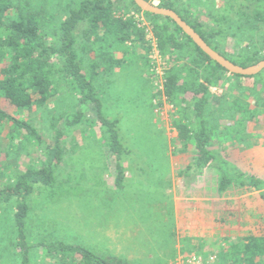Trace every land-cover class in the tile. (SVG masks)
Segmentation results:
<instances>
[{
    "label": "rangeland",
    "instance_id": "obj_1",
    "mask_svg": "<svg viewBox=\"0 0 264 264\" xmlns=\"http://www.w3.org/2000/svg\"><path fill=\"white\" fill-rule=\"evenodd\" d=\"M15 2L43 11L46 26L53 31L74 0ZM208 2L201 0L202 6H196L200 17L207 22ZM213 3L222 8L225 0ZM147 40L150 42L148 36ZM220 44L229 51L241 48V43L223 37ZM151 49V45L148 50L133 47L128 56L133 64L126 63L101 74L95 83L102 113L112 117L110 113L116 112L122 119L121 138L130 150L123 158L126 177L122 186L115 182V162L98 120V109L92 102H81L80 93L72 86L62 85L60 94L51 103L32 112L13 110L15 116L32 123L43 143L32 142L27 136L14 139L10 125L0 123L1 188L17 172L42 166L50 157L47 144L54 141L58 129H63L66 117L79 111L84 114L80 123L67 132L61 146L63 159L57 164V184L35 191L28 199L31 211L26 225L29 244L25 251L29 264H63L62 259H68L71 253L65 255L57 249L54 255L49 254L53 247L62 244L80 245L102 256H119L128 264H177L180 257L193 253L203 255L206 264H228L225 263L228 245L239 237L215 239V235H210L214 223L221 220L217 217L220 214L214 218V212L201 218L200 211L205 213L204 208L208 207L201 202L208 200L212 207L214 201L217 207L218 202L231 196L239 200L240 207L244 203L250 205L251 208L241 207L242 217L256 224L264 221V208L258 204L256 191L234 188L228 196H219L216 192L212 194V188L218 185L216 170H211L217 174L213 176L196 174L194 170L182 175L192 161L193 152L179 150L178 131L173 124L178 117L177 108L165 104L155 86ZM163 56L166 67L174 64L169 55ZM228 79L212 87L216 94L232 91L234 82ZM255 81L256 78H248L243 84L253 87ZM254 98L248 99L253 106L257 97ZM214 110V124L231 123L227 119L228 107L216 106ZM246 135L244 147L226 144L223 153L231 154L230 160L239 168L258 174L264 181V115L257 122L248 123ZM215 145L213 148L219 151ZM177 202L182 205L179 225L175 217ZM15 205L13 200L0 206V264H21L25 257L20 249L22 245L17 246ZM185 238L192 241L184 242Z\"/></svg>",
    "mask_w": 264,
    "mask_h": 264
},
{
    "label": "trees",
    "instance_id": "obj_2",
    "mask_svg": "<svg viewBox=\"0 0 264 264\" xmlns=\"http://www.w3.org/2000/svg\"><path fill=\"white\" fill-rule=\"evenodd\" d=\"M213 1L208 2V22L196 10V6L204 3L201 0H159L158 3L176 11L213 49L234 63L249 66L263 60L264 0H225L222 8ZM132 11H143L134 0H74L67 15L50 31L43 11H34L15 0H0V123L10 125L14 139L29 137L32 142L43 143L32 123L15 116L13 110L32 112L51 103L60 94L62 85L72 86L80 93L81 102H92L98 109V120L115 162L117 186H122L126 177L123 158L130 150L123 144L120 120L102 113L95 83L101 74L132 64L128 56L133 47L148 50L146 27L139 26L129 15ZM143 12L160 52L169 55L174 63L165 68L164 93L177 108L178 117L173 124L178 131L179 150L193 152L192 161L182 175H188L191 170L198 174L205 168H214L218 173L219 194L234 188L256 191L258 204L264 208L263 179L239 168L223 153L226 144L244 147L248 123L257 122L264 115V70L254 76L230 73L195 44L173 19ZM222 37L241 43V48L224 49L220 44ZM227 77L234 82L232 94L228 91L216 94L212 87L227 81ZM248 78H256L253 87L243 84ZM250 97H257L254 106L248 100ZM216 106L228 107L227 119L231 123L214 124ZM83 115L79 111L66 117L63 129H58L54 141L47 144L50 157L42 166L17 172L12 181L0 188V206L16 201L17 246L22 245L20 249L25 256L21 264L30 262L25 251L29 244L26 225L31 211L28 199L35 191L57 184V164L63 159L61 146L67 132L80 123ZM183 241L191 242L192 238ZM57 249L65 255L72 254L62 259L63 264L66 261L128 264L119 256H102L80 245L62 244L53 247L49 254L54 255ZM225 263L264 264V221L256 224L250 234L228 245Z\"/></svg>",
    "mask_w": 264,
    "mask_h": 264
},
{
    "label": "crops",
    "instance_id": "obj_3",
    "mask_svg": "<svg viewBox=\"0 0 264 264\" xmlns=\"http://www.w3.org/2000/svg\"><path fill=\"white\" fill-rule=\"evenodd\" d=\"M134 61H132L133 64ZM135 64V63H134ZM116 68H121V67H116ZM142 98L144 100H146V97L143 95ZM110 114H113L112 117L110 118H118L120 120L119 125L122 123V119L119 117L120 115H118V113L116 114V112H112ZM152 115V114H151ZM235 152V150H234ZM237 152V150H236ZM226 155L231 159L232 156L231 154L225 152ZM238 153V152H237ZM236 153V154H237ZM239 154V153H238ZM211 170H216L214 168H205L203 169L201 172L203 175L205 174H211L213 176V173L216 174V172L211 171ZM201 174V175H202ZM217 175V174H216ZM258 176V174H255ZM260 177V176H259ZM261 178V177H260ZM217 183L215 184L214 188H212V194H215V192L217 193V195L221 196H228L229 194L224 193V194H219L217 187H216ZM218 186V185H217ZM229 192V191H228ZM209 195V192L207 191V193ZM212 207L209 206L208 204V200H204V202H201L202 206H208L205 209V213L204 211H200V215L201 218H204V215H210L213 214L215 212V216L214 218H216L217 214H220L219 219H221L220 221H217L216 223H214L215 229H211V234L210 235H215V239L219 238L220 236H223V238H229V237H241L244 235H248L250 234V232L254 229L256 222L251 223V221L249 219H246L244 217H242V214L239 213L240 210H242V208H251L249 207L250 205L246 206L247 204L244 203V205H238L239 204V200H235L234 197L228 196V200H225L224 202H218L217 207L214 204V201ZM222 204V205H221ZM255 205L252 203V206ZM182 208V205H180L178 202L175 205V217H176V222L179 225L180 223L182 224V220L181 218V214H180V209ZM216 210V211H215ZM186 223V222H185ZM211 225H213L211 223ZM210 227V226H208Z\"/></svg>",
    "mask_w": 264,
    "mask_h": 264
},
{
    "label": "water",
    "instance_id": "obj_4",
    "mask_svg": "<svg viewBox=\"0 0 264 264\" xmlns=\"http://www.w3.org/2000/svg\"><path fill=\"white\" fill-rule=\"evenodd\" d=\"M134 1L143 11L168 16L173 19L179 25V27H181V29L193 40L195 44H197L207 55H209L214 61L219 63L225 69H227L230 73L240 74L243 76H254L264 70V59L253 65L242 66L226 58L220 52L213 49L204 40V38L173 9L162 7L156 1Z\"/></svg>",
    "mask_w": 264,
    "mask_h": 264
},
{
    "label": "built area",
    "instance_id": "obj_5",
    "mask_svg": "<svg viewBox=\"0 0 264 264\" xmlns=\"http://www.w3.org/2000/svg\"><path fill=\"white\" fill-rule=\"evenodd\" d=\"M156 2H159V0H156ZM129 15L133 16L138 25L141 27H146V32L148 39H150V45L152 47L151 49V72L153 73L154 76V82L155 86L160 92V96L162 100L164 101L165 104L168 106L173 107V104L170 103L164 93V86H165V68L167 62L165 61V58L163 54L160 52V48L158 45V40L155 37L153 31L150 28L149 22L144 14V12H135L132 11ZM177 264H206L203 255L193 253L189 254L187 256H182L180 257L179 261Z\"/></svg>",
    "mask_w": 264,
    "mask_h": 264
}]
</instances>
